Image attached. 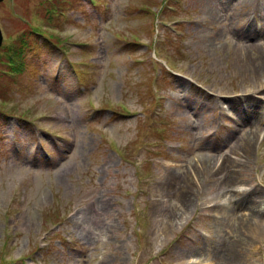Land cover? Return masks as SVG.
Wrapping results in <instances>:
<instances>
[{"label": "rangeland", "instance_id": "1", "mask_svg": "<svg viewBox=\"0 0 264 264\" xmlns=\"http://www.w3.org/2000/svg\"><path fill=\"white\" fill-rule=\"evenodd\" d=\"M252 2L0 4V264H219L233 235L264 264L247 209L264 208V131L240 127L264 81L239 67L253 23L232 17Z\"/></svg>", "mask_w": 264, "mask_h": 264}, {"label": "bare ground", "instance_id": "2", "mask_svg": "<svg viewBox=\"0 0 264 264\" xmlns=\"http://www.w3.org/2000/svg\"><path fill=\"white\" fill-rule=\"evenodd\" d=\"M219 2V1H218ZM228 4L234 5V6H243V4L245 3H249V0H227ZM218 4V3H217ZM252 6H254V9L251 10L249 12V14L247 13H239L237 15H235V13H232V17H234L235 19H238L239 21H242L244 18V22H248V25L251 26V24L253 23V27L254 30H259L262 31L264 30V0H253L252 2ZM207 12H212V14H214V11L211 7L206 8ZM245 9H243L242 11H244ZM250 27L248 26V29ZM252 28L243 32V37L241 36L238 44H237V48H239L238 51V56H237V62L239 67L244 70L245 72L249 73V75H252V84L254 85L257 82H261L264 81V51L259 49L257 47V44L255 43V36L253 35V31ZM209 38L208 35H204L201 36V39L203 41H206ZM264 45V44H263ZM241 50V51H240ZM252 86V85H251ZM260 88H264V82L260 83L257 88L254 89H250L248 90L251 91L249 93L246 94H250V95H255L257 93H259L260 91H258V89ZM255 90V91H252ZM247 97V96H244ZM219 101H226L228 103L231 102V104H233L234 106L237 104L238 101H243L244 98L243 96L237 100L236 97H232L231 95H224V96H217ZM249 101H253L249 102V104L242 102L241 107L242 110H246L247 108L249 109L245 115H243L242 119H241V124L240 127L243 126V128H248L250 130V132L252 133L254 130L256 133L258 132H263L264 129L263 128V107L262 104L260 102V96H255L254 99L247 97L246 98ZM261 109V110H260ZM261 120L260 122H258V119ZM242 128V129H243ZM235 130H240V128H236ZM250 133V134H251ZM256 135H253V138H255ZM243 143L245 146H249L252 143V140H250V136L245 138L243 140ZM195 175H197L195 173ZM233 181V182H232ZM229 184L232 185L233 188H231L229 190V192H227V194H229L228 196L231 197V199L234 201L235 203L239 204V207H241L240 202H241V198L243 197L244 193L242 192V190L236 189L235 188V184H234V178L230 179ZM187 195V194H186ZM184 199V204L181 205V208L184 212H187L189 210V208L191 207V199L188 198ZM233 201V202H234ZM248 209V215H252V216H256L254 215V210L258 209L259 211L264 212V208H260V207H256L253 206V203L251 205H249L247 207ZM253 213V214H252ZM247 214H237L235 217L236 222H239L238 228L236 230L237 234H241L242 231L246 230V228H244V230H242L243 225L245 226V223L248 221V216ZM241 236V235H240ZM240 236H231L229 238V241H227L224 245V249L218 254L217 256V260L219 262V264H244L243 260L241 257L238 256V252H236V247H239V244L241 242Z\"/></svg>", "mask_w": 264, "mask_h": 264}, {"label": "water", "instance_id": "3", "mask_svg": "<svg viewBox=\"0 0 264 264\" xmlns=\"http://www.w3.org/2000/svg\"><path fill=\"white\" fill-rule=\"evenodd\" d=\"M5 0H0V4L2 3V2H4ZM2 40H3V37H2V31H1V29H0V46L2 45Z\"/></svg>", "mask_w": 264, "mask_h": 264}]
</instances>
